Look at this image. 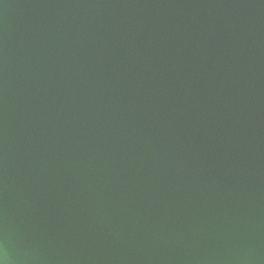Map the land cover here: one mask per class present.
Here are the masks:
<instances>
[{
  "label": "water",
  "instance_id": "obj_1",
  "mask_svg": "<svg viewBox=\"0 0 264 264\" xmlns=\"http://www.w3.org/2000/svg\"><path fill=\"white\" fill-rule=\"evenodd\" d=\"M4 264H264V0H0Z\"/></svg>",
  "mask_w": 264,
  "mask_h": 264
},
{
  "label": "clouds",
  "instance_id": "obj_2",
  "mask_svg": "<svg viewBox=\"0 0 264 264\" xmlns=\"http://www.w3.org/2000/svg\"><path fill=\"white\" fill-rule=\"evenodd\" d=\"M0 264H4V261L3 260H0Z\"/></svg>",
  "mask_w": 264,
  "mask_h": 264
}]
</instances>
